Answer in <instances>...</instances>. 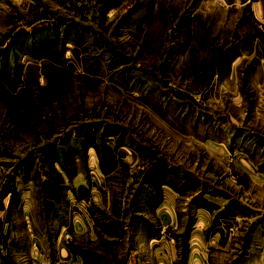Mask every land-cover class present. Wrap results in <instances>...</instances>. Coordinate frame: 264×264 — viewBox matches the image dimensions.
Masks as SVG:
<instances>
[{
  "label": "rangeland",
  "instance_id": "obj_1",
  "mask_svg": "<svg viewBox=\"0 0 264 264\" xmlns=\"http://www.w3.org/2000/svg\"><path fill=\"white\" fill-rule=\"evenodd\" d=\"M225 7L0 0V230L23 193L38 230L56 228L95 145L111 192H145L162 169L180 208L223 207L209 231L246 254L264 234V34Z\"/></svg>",
  "mask_w": 264,
  "mask_h": 264
},
{
  "label": "crops",
  "instance_id": "obj_2",
  "mask_svg": "<svg viewBox=\"0 0 264 264\" xmlns=\"http://www.w3.org/2000/svg\"><path fill=\"white\" fill-rule=\"evenodd\" d=\"M221 1L226 7L219 9L225 10L222 13L231 19H247L249 10L251 22L262 26L264 34V0ZM93 146L87 148L89 160L85 167L95 170L93 177L72 178L68 183L72 189L65 188L66 197L58 198L65 208L56 215L60 226H47L43 232L38 230L42 222L33 208L34 201L29 194H22L18 201L19 213H12L0 230V264H49L53 258L54 264L60 261L66 264H234V260L240 264H264V234L241 255L234 246H240L244 238L235 245L217 227L209 231L215 213L223 207L180 208V194L167 184L171 183L170 176L162 169L152 171L146 178L145 192H111L109 182L104 184L112 173L100 169ZM117 162L114 161V171L118 168ZM138 177L130 180L139 182ZM86 200L93 210H85ZM224 216L231 217L228 212ZM190 222L191 230L186 232ZM67 232L73 238L62 245L61 239ZM51 249H55V257ZM116 250L119 255L114 259Z\"/></svg>",
  "mask_w": 264,
  "mask_h": 264
},
{
  "label": "built area",
  "instance_id": "obj_3",
  "mask_svg": "<svg viewBox=\"0 0 264 264\" xmlns=\"http://www.w3.org/2000/svg\"><path fill=\"white\" fill-rule=\"evenodd\" d=\"M72 238H73V235H72V233H66L64 236H63V238L61 239V244L62 245H65L67 242H69L70 240H72Z\"/></svg>",
  "mask_w": 264,
  "mask_h": 264
}]
</instances>
